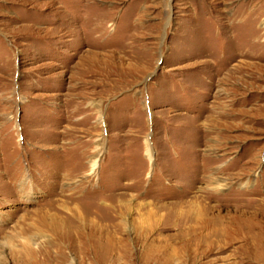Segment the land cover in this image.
Wrapping results in <instances>:
<instances>
[{"label": "rangeland", "instance_id": "374dc122", "mask_svg": "<svg viewBox=\"0 0 264 264\" xmlns=\"http://www.w3.org/2000/svg\"><path fill=\"white\" fill-rule=\"evenodd\" d=\"M0 264H264V0H0Z\"/></svg>", "mask_w": 264, "mask_h": 264}, {"label": "bare ground", "instance_id": "6f19581e", "mask_svg": "<svg viewBox=\"0 0 264 264\" xmlns=\"http://www.w3.org/2000/svg\"><path fill=\"white\" fill-rule=\"evenodd\" d=\"M61 204V203H60ZM57 206V205H56ZM204 247V246H203ZM224 248V247H223ZM201 249V248H200ZM207 253V252H206ZM211 254V253H210ZM209 253H208V255H210ZM203 256H205V254L203 255ZM207 256V255H206Z\"/></svg>", "mask_w": 264, "mask_h": 264}]
</instances>
